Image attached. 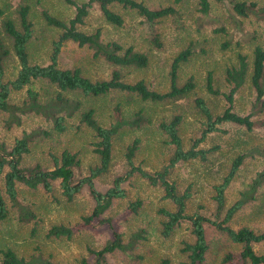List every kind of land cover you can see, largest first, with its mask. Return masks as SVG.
I'll return each instance as SVG.
<instances>
[{
	"label": "rangeland",
	"instance_id": "rangeland-1",
	"mask_svg": "<svg viewBox=\"0 0 264 264\" xmlns=\"http://www.w3.org/2000/svg\"><path fill=\"white\" fill-rule=\"evenodd\" d=\"M141 1L150 7L172 5L176 14L149 22L134 9L113 3L111 8L123 18L122 24L117 25L108 22L98 4L93 3L79 27L88 32L100 27L103 41L115 40L124 46L132 45L135 50L146 54V65L113 64L103 56L95 57L92 48L78 45L73 40H66L61 46L59 65L77 66L92 80L107 78L112 69L118 68L123 80H143L149 88L164 92L169 89L173 58L188 48L190 53L177 69L176 82L181 85L191 79L194 87L187 94L159 101L142 99L136 93L120 90L90 98L79 93H66L69 97L80 98V110L87 105L93 106L96 117L104 125L114 121L116 109L123 119H132L136 113L142 115L137 124L126 123L115 135L111 163L107 171L94 177L95 186L105 191L113 179L128 168L125 152L135 137L139 142L133 156L134 164L150 172L167 164L175 146L169 142L160 123L170 121L175 115L180 117L178 133L182 146L190 147L206 122L195 98L201 97L213 115L221 113L228 105L225 93L233 85L227 79V70L237 67L239 55H244L247 74L234 92L231 105L236 112L248 114L254 124L247 128L233 121L219 123V130L209 132L198 143V147L209 149L206 158L179 160L170 169L167 180L177 191H188L187 213H201L220 220L234 201L243 199L228 223L233 228L247 226L255 231L263 230L264 178L258 182L255 178L264 170V91L257 98L250 73L254 47L257 44L264 46V20L253 12L247 16L237 14L232 9L231 0H209L207 11L201 10L198 0ZM245 1L264 5V0ZM21 4L29 6L28 18L32 22V36L28 42L30 62L45 63L60 28L47 23L42 12L46 10L68 20L74 15L75 7L64 0H0V8L4 11L0 16V37L6 42L2 21L10 17L18 25L17 9ZM18 67L11 52L4 62V78H12ZM208 73L213 88L218 91L216 93L206 88ZM30 86L38 91L41 101L52 97L57 90L54 84L42 79L34 80ZM26 97L27 86H24L12 91L10 98L20 104ZM18 115L19 122L8 123V113L0 111V142L9 148L24 131L32 133L29 150L21 159L22 165L53 167V157L60 156L64 149L77 153L80 177L99 163V155L93 148V131L80 122L78 111L65 120L61 131L55 130L52 120L41 113L29 111L18 112ZM237 155H243L242 162L224 190V205L218 209L215 186L222 181ZM0 185L8 209L6 217L0 219V264H3V250L6 248L26 260L37 257L57 264L78 262L88 257L91 260L92 251L103 247L111 238L110 223L119 234L123 247L107 252L105 264H157L164 257L172 264H180L187 260L185 243L194 240L189 219H182L169 234H164L163 222L167 217L160 208L174 210L176 205L165 195L163 185L152 184L137 172L122 182L125 195L113 197L101 213L104 222L90 227L79 226L82 217L89 214L95 204L86 184L68 199L58 180L50 191L40 184L30 187L16 181L17 203H13L5 191L3 179ZM133 202L137 203L135 207L131 206ZM25 207L28 214L23 211ZM54 226H64L70 232L56 234L51 230ZM204 229L208 248L203 264H239L236 256L241 250L240 243L232 241L209 222L204 223ZM253 249L264 255V240L254 242ZM246 264L252 263L248 261Z\"/></svg>",
	"mask_w": 264,
	"mask_h": 264
},
{
	"label": "trees",
	"instance_id": "trees-1",
	"mask_svg": "<svg viewBox=\"0 0 264 264\" xmlns=\"http://www.w3.org/2000/svg\"><path fill=\"white\" fill-rule=\"evenodd\" d=\"M67 3L74 5L75 13L68 20L60 19L48 11L44 10L43 16L47 23L60 28V32L56 39L52 41V49L49 59L45 63L30 62L28 53V42L32 36V22L28 18L29 6L21 4L17 9L18 25L15 21L6 17L2 21L5 36L8 42L0 37V111L8 113V123L15 121L19 122V113L33 111L41 113L52 120L55 130L61 131L65 127V120L73 116L78 111L80 122L86 124L92 129L95 140L93 141L94 150L99 155V163L89 170V173L83 176H78L77 167L79 159L76 152H71L68 149L61 151L60 156H54V166L50 168L42 167L35 164L31 167L21 164L23 153L29 150V141L31 134L24 131L21 136L15 138L11 147L7 148L0 142V180L3 179L5 191L9 195L13 203H17L16 198V181H22L30 187L42 185L45 190L50 191L55 181H59L62 192L71 199L78 192L83 184L88 186L89 192L95 200L92 211L82 217V222L79 226L90 227L96 223H103L101 213L110 203L113 197H121L125 195V190L122 182L125 181L134 172L139 173L152 184H161L164 186L166 196L170 197L176 205L174 210L160 208V211L167 217L163 222L164 234H169L173 227L182 219H189L194 234L193 242H187L184 245V250L187 251V260L181 261L180 264H203L204 254L208 248V243L205 237L204 223L209 222L215 227L227 234V236L237 243H240L241 250L236 256L239 264H246L248 261L252 264H264V255L258 254L253 249V243L264 240V229L255 231L247 226L233 228L229 223V219L234 211L239 208L243 199L234 201L225 212L222 219H216L201 213L189 214L185 211V201L189 196L187 190L179 192L175 186L167 180V174L170 169L179 160H187L190 158H206L209 149L198 147V143L203 140L209 132L219 130L218 124L223 121H233L251 128L254 121L248 114H241L232 109L233 94L236 89L244 81L247 74L248 66L244 55H239V64L237 67H232L227 70V79L233 82L229 92L225 93L228 105L221 113L213 115L205 101L201 97H196L195 102L199 109L205 114V127L202 129L200 136L194 139L192 145L188 148H183L181 138L178 133V124L180 117L175 115L168 122H161L160 127L169 137V142L174 144V151L170 156L168 163L162 166L161 169L155 172H150L141 165L134 164L133 156L138 149V137L128 145L125 152L128 168L117 175L112 182V185L105 191H100L94 183V177L108 170L112 159V144L115 135L121 127L128 124H137L142 115L136 113L132 119H123L119 114L118 109L115 112V119L108 125L102 124L95 115L93 106L87 105L80 110L81 101L78 97H69L66 93H79L83 97H98L105 95L112 90H120L136 93L142 99L159 101L166 98L179 97L187 94L194 87L193 81L188 79L183 84L179 85L176 82L177 69L182 61L187 60L190 50L188 48L180 51L172 60L170 68V84L169 89L160 92L149 88L143 80L135 82H127L122 79V73L118 68L111 71V75L107 78L92 80L85 76L81 69L77 66L64 67L59 65L58 57L61 46L66 40H73L78 45H87L93 50V55L103 56L106 60L120 66L135 65L144 66L147 64V56L143 52L134 49L132 45L119 43L118 41H103L101 39V28L96 27L90 32L79 27L83 23L84 17L87 15L89 8L93 3H97L103 17L110 23L120 25L123 22L122 16L115 12L111 5L113 3L121 4L124 7L134 9L138 14L142 15L147 21L152 22L157 18H161L168 14L174 15L175 7L172 5L150 7L144 4L141 0H85L77 2L76 0H64ZM179 2L181 0H174ZM222 1V0H217ZM202 11H207L209 0H198ZM232 9L239 15L247 16L249 13H256L264 20V5L257 6L254 1L231 0ZM4 13L0 8V16ZM13 53L18 61V69L12 78H4L5 69L4 62L10 53ZM42 79L57 88L55 94L45 101L40 100L37 90H34L30 85L34 80ZM250 79L253 86L257 90V98L264 91V46L257 44L253 49L252 69ZM27 86V97L20 104L11 101V93L14 90H19ZM206 88L210 92H218L213 88L211 74L208 73L206 79ZM243 155H237L223 177L222 181L215 186L216 193L214 198L217 201V207L220 209L224 205V190L231 181L239 165L242 162ZM264 178V170L260 171L255 182ZM137 203H132L135 207ZM25 214H28V209L23 208ZM8 212L5 198L0 185V219L6 217ZM112 228V236L107 240L105 245L100 249L93 250L94 253L91 260L90 257L82 258L78 262L67 264H105L107 252L115 248H122L123 244L119 234L116 232L114 225L110 223ZM52 232L56 234L69 233L70 229L64 226L52 227ZM229 258L233 256L229 255ZM38 262L39 264H57L47 259L32 257L29 260L23 257H18L15 252L6 248L3 250V264H30ZM157 264H172L166 257L162 258Z\"/></svg>",
	"mask_w": 264,
	"mask_h": 264
}]
</instances>
